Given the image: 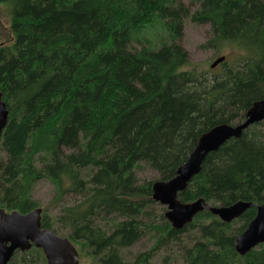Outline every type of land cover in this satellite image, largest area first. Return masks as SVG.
I'll list each match as a JSON object with an SVG mask.
<instances>
[{
  "label": "trees",
  "instance_id": "obj_1",
  "mask_svg": "<svg viewBox=\"0 0 264 264\" xmlns=\"http://www.w3.org/2000/svg\"><path fill=\"white\" fill-rule=\"evenodd\" d=\"M0 0L10 8L13 42L0 45V94L8 112L0 136V209L39 208L37 182L54 187L51 206L77 200L41 228L66 237L95 264H127L121 251L144 236L155 246L129 264H150L156 250L193 231L183 264H264V244L239 256L236 238L255 215L224 224L209 212L182 230L147 217L151 182L175 176L201 134L236 125L264 99V0ZM207 24L202 46H229L243 56L218 73L186 70L184 20ZM137 45V47L135 46ZM227 207L264 202V121L209 154L178 195ZM164 217V215H163ZM233 224L238 226L233 227ZM61 237V236H60ZM39 249L15 252L9 264H44Z\"/></svg>",
  "mask_w": 264,
  "mask_h": 264
},
{
  "label": "water",
  "instance_id": "obj_2",
  "mask_svg": "<svg viewBox=\"0 0 264 264\" xmlns=\"http://www.w3.org/2000/svg\"><path fill=\"white\" fill-rule=\"evenodd\" d=\"M225 61L217 58L210 69ZM8 112L0 94V136L7 123ZM264 121V99L253 102L244 115V120L236 125L220 124L200 135L186 161L169 180H157L151 186V199L164 207L165 220L172 229L179 231L191 224L195 217L206 211L224 224L238 220L248 209L254 208L255 215L246 229L236 238L234 250L244 256L259 245L264 244V202L256 205L243 201L227 207L211 206L203 199L182 203L178 195L191 180L199 174L205 158L231 140L239 139L252 126ZM42 209L36 208L26 214L0 209V264H9L15 252H27L32 247L40 249L45 264H79L76 248L66 237L41 228Z\"/></svg>",
  "mask_w": 264,
  "mask_h": 264
},
{
  "label": "rangeland",
  "instance_id": "obj_3",
  "mask_svg": "<svg viewBox=\"0 0 264 264\" xmlns=\"http://www.w3.org/2000/svg\"><path fill=\"white\" fill-rule=\"evenodd\" d=\"M184 6L189 9L192 13L197 9V5L191 3L189 0H182ZM10 8L7 6L0 5V45L9 46L12 44L13 39L10 33ZM210 38V27L207 24L196 25L190 21L189 18L184 20V26L182 31V37L179 41L180 46L187 52L188 55V66L186 70H196L198 72L218 73L221 71L220 65L213 69H210V65L222 56L225 57L227 64L232 65L243 56L242 52L235 50L229 46H222L219 51L213 49H205L202 46ZM137 47V45H135ZM135 176L138 181V185L154 182L159 180L158 174L144 166L140 165V168L135 171ZM55 192L53 185L46 179L36 183L32 198L38 202L42 211L48 207V214L52 217H56L60 213L62 206L73 204L77 198L71 195H65L61 202L57 206H51V201L54 198ZM166 211V207L155 203L150 205L147 213L148 218L153 219V222L161 225L163 217ZM163 218V219H162ZM162 219V220H161ZM238 226L233 224V227ZM66 232L59 233L61 237L66 236ZM156 237L144 236L133 246L122 250L121 257L127 263H131L133 258L141 253L150 251L156 244ZM194 237L193 231L183 232L175 240H172L159 247L156 250L150 264H183L184 248L189 247ZM78 250V249H77ZM79 252V251H78ZM79 264H95L86 254L81 255L79 253Z\"/></svg>",
  "mask_w": 264,
  "mask_h": 264
},
{
  "label": "flooded vegetation",
  "instance_id": "obj_4",
  "mask_svg": "<svg viewBox=\"0 0 264 264\" xmlns=\"http://www.w3.org/2000/svg\"><path fill=\"white\" fill-rule=\"evenodd\" d=\"M32 248H34V247H32ZM32 248H31V249H32ZM35 249H36V248H35ZM39 250H40V249H39ZM40 251H41V250H40ZM41 253H42V251H41ZM42 254H43V253H42ZM43 256H44V255H43ZM44 259H45V257H44ZM44 264H45V262H44Z\"/></svg>",
  "mask_w": 264,
  "mask_h": 264
},
{
  "label": "bare ground",
  "instance_id": "obj_5",
  "mask_svg": "<svg viewBox=\"0 0 264 264\" xmlns=\"http://www.w3.org/2000/svg\"><path fill=\"white\" fill-rule=\"evenodd\" d=\"M244 120V119H243ZM230 125V124H229Z\"/></svg>",
  "mask_w": 264,
  "mask_h": 264
}]
</instances>
